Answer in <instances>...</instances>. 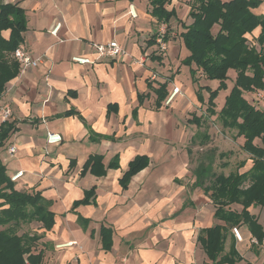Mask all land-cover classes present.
Returning a JSON list of instances; mask_svg holds the SVG:
<instances>
[{
	"label": "crops",
	"instance_id": "0c3cea01",
	"mask_svg": "<svg viewBox=\"0 0 264 264\" xmlns=\"http://www.w3.org/2000/svg\"><path fill=\"white\" fill-rule=\"evenodd\" d=\"M0 1L17 3L24 9L27 27L23 41L33 56L44 58L36 67L22 70L20 66L19 74L7 82L0 96L1 105L12 107L9 120L17 126L6 141L5 153L0 150L7 171L12 175L24 170L15 187L41 192L55 213L51 230L40 222L30 223H37L42 235L34 247L35 253L42 251L40 264H212L198 236L202 228L223 221L215 218L216 207L204 190H191L178 182L190 175L188 154L179 156L175 145L176 138L184 141L186 137L185 129L177 124L178 116L192 99L191 104L201 102L198 92L203 95V104L209 97L206 89L193 82L190 66L182 63L190 54L180 36L182 23L193 21L190 0H170L167 5L176 10L177 18L169 23L165 53L157 44H149L160 26L151 14L149 0ZM57 22L61 26L52 34ZM218 29L215 25L213 31ZM258 33L259 29L254 31V35ZM112 40L127 54L90 64L73 61L77 55L94 59V43ZM183 72L186 78L182 79ZM228 74L236 76L234 69ZM168 77L172 78L168 96L174 86H179L181 93L169 104L167 96L157 108L156 94L148 81L158 87ZM201 83L213 89L219 85L218 80L202 79ZM141 94H147L142 101ZM259 97L264 99V91ZM111 104L116 108H110ZM73 109L75 113L66 114ZM194 113L189 114L187 124L199 131L190 121ZM198 131L189 137L191 143ZM48 132L61 133L62 141L48 143ZM12 144L17 148L14 155L7 150ZM94 154L102 155L106 174L96 175L89 169L82 174ZM142 154L149 156V164L123 187L120 179L130 161ZM116 155L119 167L108 168ZM93 187L95 200L74 208V202ZM233 208L240 210L241 206L234 204ZM250 210L264 227V208L251 206ZM79 216L90 219L86 227ZM102 226L112 231L109 248L101 236ZM239 226L244 241H238L231 228L225 251L234 243L242 256L240 264H262L261 252L249 242L253 236L249 227Z\"/></svg>",
	"mask_w": 264,
	"mask_h": 264
},
{
	"label": "trees",
	"instance_id": "16d2710c",
	"mask_svg": "<svg viewBox=\"0 0 264 264\" xmlns=\"http://www.w3.org/2000/svg\"><path fill=\"white\" fill-rule=\"evenodd\" d=\"M151 14L157 21L168 24L165 39L170 38V21L177 18L174 8L169 9L170 0H149ZM264 6V0H192L190 17L192 23H182L184 30L180 33L190 54L182 63L190 66L192 80L199 84V89L209 92L207 110L210 115H216L225 128L237 130V135L244 138L242 148L250 154L251 166L244 171L240 169L246 165L242 160L237 170L229 174H216L209 185L203 186V179L210 168L200 164L196 169L195 186H203L206 194L212 199L216 210L215 218L223 221L213 226L202 228L198 239L212 260V264H240L242 256L232 243L230 250L225 251V243L229 230L236 225H246L253 236L262 240L264 227L258 217L251 212V206L264 208V107L249 99L247 92L253 93L256 99L264 89V11L258 13L257 8ZM219 27L217 32L214 26ZM26 14L17 3H3L0 1V96L5 91L6 84L20 72V64L13 57L16 47L23 41L26 30ZM259 33L254 35V31ZM4 31H9L5 34ZM248 34L254 35L256 43L249 41ZM154 33L149 44H157ZM155 55L159 60L161 55ZM234 69L235 78L225 96L221 109H217L216 98L219 91L228 89V71ZM202 79L218 80L219 85L212 88L201 83ZM168 77L158 87L148 81V86L156 94V107L160 108L168 96ZM258 93V94H257ZM146 97L147 94H144ZM140 95V101L143 100ZM142 98V99H141ZM198 98L204 101L198 92ZM116 108L111 104L110 108ZM75 113L74 109L66 112ZM201 125V117L194 113L190 120ZM17 130L14 120L0 122V150L6 141ZM203 133L198 131L192 139L195 143ZM208 139L209 135L204 134ZM259 140V142H257ZM119 156L116 155L108 168L119 167ZM102 155H91L86 161L82 174L88 169L96 175H104L107 168L102 163ZM149 156L137 155L129 163V168L120 179L123 187H127L131 177L149 164ZM73 165V161H71ZM95 187L86 190L82 199L76 200L73 207L88 204L95 200ZM234 204L241 209L233 208ZM79 222L86 227L89 218L79 216ZM33 221L40 222L43 228L51 230L55 224V213L50 210L48 202L39 191L29 192L19 190L11 175L7 171L0 154V264H25L28 259L31 264H40L42 251L35 253L34 247L41 234L20 232L23 224ZM111 229L102 226L101 236L106 241L107 248L111 246ZM246 264H250L247 262Z\"/></svg>",
	"mask_w": 264,
	"mask_h": 264
},
{
	"label": "rangeland",
	"instance_id": "374dc122",
	"mask_svg": "<svg viewBox=\"0 0 264 264\" xmlns=\"http://www.w3.org/2000/svg\"><path fill=\"white\" fill-rule=\"evenodd\" d=\"M192 0L188 1V4L191 6ZM257 12L263 11V6L256 9ZM174 20V19H172ZM249 38V41L256 44L257 47L259 45L255 41V37L252 34L247 35ZM181 78H186V73L183 72L181 75ZM233 77L231 75V78L227 80L228 83V89L230 85L233 83L232 80ZM185 81V79H184ZM228 89H222L219 91V95L216 99L218 109L221 108V105L223 106V99L228 93ZM264 91V89H262ZM206 95V94H205ZM249 99L256 102L257 104L264 107V99H256L253 95H248ZM260 98V97H259ZM194 99H192L193 102ZM192 102H189V106L187 107V110L183 112L182 115L178 116L179 125L183 127L186 131V137L188 136V139L184 137V141H179L178 138L175 140V145L177 149V154L180 156L181 153L188 154V160H187V166L190 172V175H188L187 179L184 177L176 175L177 177H181L178 182H183L187 184L188 187L192 190L194 187H199V190L201 189L203 191L204 187L209 185L210 182L213 180L214 175L224 173L229 174L231 171L237 170L239 168V164L242 160H246V165L242 167L240 170L244 171L247 170L251 164L252 160L250 159V154L243 150L242 144L244 142V138L242 136L237 135L236 129L231 128H225L221 121L217 119L216 115H210L209 111L206 108V102L205 104L195 100L193 104ZM154 105V104H153ZM191 112H196L197 114H200L198 116L201 117V125L199 131L203 133L202 135H199L200 137L195 141V143H191L189 140V137L192 136L197 130L195 126H189L188 117ZM204 134H208L209 138L205 139ZM259 142V140H257ZM8 144L6 143V146ZM179 150L181 152H179ZM188 151V152H187ZM2 153H5V148H2ZM12 160V159H9ZM200 164L205 165L207 168H210L208 174L203 179V186H195L196 182V169ZM258 210V209H257ZM256 210V211H257ZM37 223H26L23 224L20 228V232H28V233H36L38 232ZM2 227H0L1 229ZM255 246V250L258 252H261L262 256H264V251L260 249L257 245Z\"/></svg>",
	"mask_w": 264,
	"mask_h": 264
},
{
	"label": "built area",
	"instance_id": "2783aa9c",
	"mask_svg": "<svg viewBox=\"0 0 264 264\" xmlns=\"http://www.w3.org/2000/svg\"><path fill=\"white\" fill-rule=\"evenodd\" d=\"M133 16L136 15L135 13H132ZM61 26L60 22H57L51 29L52 34H56ZM168 24L165 21H160L159 29L156 32V43L158 45V49L160 52L165 53L168 50V40L165 39L167 32ZM95 47V54L96 57L94 59H91L87 56H74L73 61L80 63V64H90L95 63L96 61H99L103 58H118L121 56H124L127 54L126 49L117 41L112 40L106 43H94ZM13 57L19 62L21 69H27L29 67H36L43 61V56H33L31 52L28 50L26 44L24 41H22L14 50ZM152 79L156 78V75L153 74L151 76ZM181 93L179 86H174L172 92L166 99V103H170L173 98L176 96V94ZM13 114L12 107L9 104H0V122L4 120H9ZM63 139V136L59 132H48L47 134V142L50 144H59ZM8 153L10 155H14L16 153V146L10 145L8 147ZM24 174V170H18L14 174L11 175V180L13 182H17ZM232 232L236 239L238 241H244V234L242 231L241 226L236 225L232 227ZM249 242L251 245H257L260 249L264 251V237L262 240H259L255 236H251L249 239ZM25 264H31L28 259L25 260ZM264 264V256H263V262Z\"/></svg>",
	"mask_w": 264,
	"mask_h": 264
}]
</instances>
